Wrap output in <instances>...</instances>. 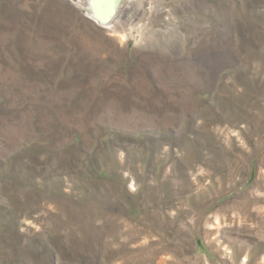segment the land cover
Instances as JSON below:
<instances>
[{"label":"rangeland","instance_id":"rangeland-1","mask_svg":"<svg viewBox=\"0 0 264 264\" xmlns=\"http://www.w3.org/2000/svg\"><path fill=\"white\" fill-rule=\"evenodd\" d=\"M123 14L0 0V264H264V0Z\"/></svg>","mask_w":264,"mask_h":264},{"label":"bare ground","instance_id":"bare-ground-1","mask_svg":"<svg viewBox=\"0 0 264 264\" xmlns=\"http://www.w3.org/2000/svg\"><path fill=\"white\" fill-rule=\"evenodd\" d=\"M72 3L86 10V15L93 18L102 27L114 30L117 21L126 18L123 14L127 0H71ZM127 7V6H126ZM108 18V22L98 19Z\"/></svg>","mask_w":264,"mask_h":264},{"label":"water","instance_id":"water-1","mask_svg":"<svg viewBox=\"0 0 264 264\" xmlns=\"http://www.w3.org/2000/svg\"><path fill=\"white\" fill-rule=\"evenodd\" d=\"M98 19L101 20L102 22H108L109 21L108 18H100V17H98Z\"/></svg>","mask_w":264,"mask_h":264}]
</instances>
